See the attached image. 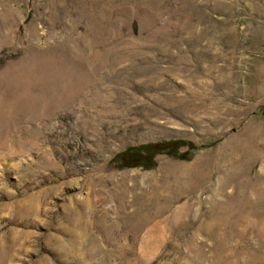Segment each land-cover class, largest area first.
<instances>
[{
    "label": "rangeland",
    "instance_id": "374dc122",
    "mask_svg": "<svg viewBox=\"0 0 264 264\" xmlns=\"http://www.w3.org/2000/svg\"><path fill=\"white\" fill-rule=\"evenodd\" d=\"M0 264H264V0H0Z\"/></svg>",
    "mask_w": 264,
    "mask_h": 264
},
{
    "label": "trees",
    "instance_id": "16d2710c",
    "mask_svg": "<svg viewBox=\"0 0 264 264\" xmlns=\"http://www.w3.org/2000/svg\"><path fill=\"white\" fill-rule=\"evenodd\" d=\"M150 147H151L152 152H166L165 149H163V148H158L157 145H151ZM130 149H132V148H129L128 150H130ZM154 150H156V151H154ZM168 150H169V149H168Z\"/></svg>",
    "mask_w": 264,
    "mask_h": 264
}]
</instances>
